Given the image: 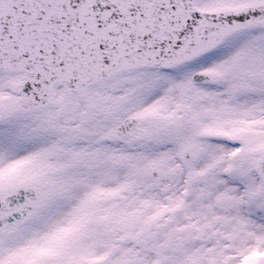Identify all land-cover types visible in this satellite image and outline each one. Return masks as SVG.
<instances>
[{"label": "snow or ice", "instance_id": "snow-or-ice-1", "mask_svg": "<svg viewBox=\"0 0 264 264\" xmlns=\"http://www.w3.org/2000/svg\"><path fill=\"white\" fill-rule=\"evenodd\" d=\"M0 264H264V0H0Z\"/></svg>", "mask_w": 264, "mask_h": 264}]
</instances>
